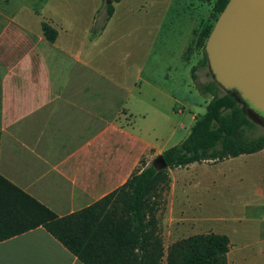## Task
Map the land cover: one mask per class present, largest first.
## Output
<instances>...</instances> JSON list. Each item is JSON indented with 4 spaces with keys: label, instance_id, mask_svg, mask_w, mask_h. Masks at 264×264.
<instances>
[{
    "label": "crops",
    "instance_id": "0c3cea01",
    "mask_svg": "<svg viewBox=\"0 0 264 264\" xmlns=\"http://www.w3.org/2000/svg\"><path fill=\"white\" fill-rule=\"evenodd\" d=\"M171 1L148 20L137 18L147 14L139 0L115 2L109 19L106 0L0 1V174L66 216L188 136L197 113L186 125L184 109L201 95L183 53L168 45ZM44 20L58 30L55 42ZM190 165L170 169L172 194L173 172ZM166 208L158 224L166 249L203 233L186 234L181 212ZM235 251L231 241L229 264ZM0 264L84 263L40 226L0 242Z\"/></svg>",
    "mask_w": 264,
    "mask_h": 264
},
{
    "label": "trees",
    "instance_id": "16d2710c",
    "mask_svg": "<svg viewBox=\"0 0 264 264\" xmlns=\"http://www.w3.org/2000/svg\"><path fill=\"white\" fill-rule=\"evenodd\" d=\"M106 0L108 19L114 3ZM229 0H217L220 14ZM43 33L55 42L58 30L43 21ZM214 25L204 29L209 37ZM203 60L192 67L197 79ZM214 79L204 89L212 98L188 136L165 150L166 168L154 164L137 168L119 188L90 206L59 216L0 174V242L43 226L84 264H229L230 237L210 231L172 243L167 249L159 230V212L166 207L171 188L170 169L196 162H221L264 150V134L254 136L264 113L244 100L238 90L225 89Z\"/></svg>",
    "mask_w": 264,
    "mask_h": 264
},
{
    "label": "rangeland",
    "instance_id": "374dc122",
    "mask_svg": "<svg viewBox=\"0 0 264 264\" xmlns=\"http://www.w3.org/2000/svg\"><path fill=\"white\" fill-rule=\"evenodd\" d=\"M7 1L17 5H40L43 2ZM216 1L172 0L170 3L164 29L167 30L169 48L183 53L186 76H189L192 65L199 64L204 58V45L208 39L204 36V29L215 25L220 15L215 9ZM139 2L147 11V14L142 11L137 16L140 20L157 18L169 4L168 0ZM158 51L163 54L159 45ZM196 74L197 79L192 78L193 85L200 93L201 101L199 105L191 103L185 107L183 116L186 117V125L191 112L204 113L203 108L212 98L204 89L205 84L214 79L209 65H200ZM176 117L180 119L181 115H174ZM173 123L175 120L170 121V124ZM260 134H264L262 123L254 136ZM156 158L152 159V163ZM173 176L177 187L173 189V194L170 188L165 210L181 212L186 234L210 230L226 234L236 249L235 256H232L234 264H264V253L261 252L264 244L257 246V241H264V151L218 163H193L188 168L175 170Z\"/></svg>",
    "mask_w": 264,
    "mask_h": 264
},
{
    "label": "water",
    "instance_id": "95a60500",
    "mask_svg": "<svg viewBox=\"0 0 264 264\" xmlns=\"http://www.w3.org/2000/svg\"><path fill=\"white\" fill-rule=\"evenodd\" d=\"M205 51L217 82L264 113V0H229ZM154 165L167 167L162 154Z\"/></svg>",
    "mask_w": 264,
    "mask_h": 264
}]
</instances>
